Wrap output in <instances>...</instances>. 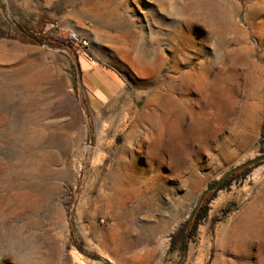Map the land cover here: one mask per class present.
Listing matches in <instances>:
<instances>
[{
    "label": "rangeland",
    "instance_id": "1",
    "mask_svg": "<svg viewBox=\"0 0 264 264\" xmlns=\"http://www.w3.org/2000/svg\"><path fill=\"white\" fill-rule=\"evenodd\" d=\"M89 66L120 83L104 102L86 95ZM179 114L180 164L157 146ZM262 135L264 0H0V215L31 222L47 264H264V228L230 251L242 224L264 226V163L169 251Z\"/></svg>",
    "mask_w": 264,
    "mask_h": 264
},
{
    "label": "clouds",
    "instance_id": "2",
    "mask_svg": "<svg viewBox=\"0 0 264 264\" xmlns=\"http://www.w3.org/2000/svg\"><path fill=\"white\" fill-rule=\"evenodd\" d=\"M198 15L193 13V17ZM216 55L213 50L211 59ZM5 260L9 264H47L44 242L30 221L0 215V262Z\"/></svg>",
    "mask_w": 264,
    "mask_h": 264
},
{
    "label": "bare ground",
    "instance_id": "3",
    "mask_svg": "<svg viewBox=\"0 0 264 264\" xmlns=\"http://www.w3.org/2000/svg\"><path fill=\"white\" fill-rule=\"evenodd\" d=\"M63 110H65V111L67 110L66 106L54 105L52 108H49L47 114L48 115H56L59 111H63ZM149 118H148V120H149ZM174 118L178 124L174 125L175 128H173V127L168 128V131H165V130L160 131V134H159L158 140H157L158 141L157 146L160 147V154L163 153L164 151H166V152H168V156H169L170 160L172 159L173 161H178V164H180L182 162H186L185 156H186V152L189 151V148H186L184 151V150H182V147H183L182 145L190 139L191 133H190L189 129L186 127V118L182 114H179V115L175 116ZM171 119H170V121H171ZM158 123L160 126L162 125L165 127V125L168 124L166 121V116H165V118L162 117L161 121H159ZM172 124H174V123H172ZM258 223L255 222V225H251V223L250 224L249 223L242 224L243 226L239 230L237 228L236 237L232 240L231 245L229 244L230 241H228V244L230 245V251L231 252H235L237 250H239L241 252L246 251L248 249V247L257 243L256 242L257 237H259V235L264 234V233H262V234L259 233L260 230H262V228H264V226L260 227L259 225H257ZM231 234H234V232L230 233V235ZM262 239H264V238H262ZM262 245H264V244H262ZM255 246H256V244H255ZM235 247H237L238 249ZM259 247H257V248H259ZM239 254L240 253H238V255ZM257 255H258V252H257ZM75 261L77 264H84V261L81 259L75 258Z\"/></svg>",
    "mask_w": 264,
    "mask_h": 264
},
{
    "label": "trees",
    "instance_id": "4",
    "mask_svg": "<svg viewBox=\"0 0 264 264\" xmlns=\"http://www.w3.org/2000/svg\"><path fill=\"white\" fill-rule=\"evenodd\" d=\"M71 44H74L76 46V43H74L69 38V35H68L66 38V41H63V45L70 49ZM79 73L81 75L80 70H79ZM86 95H87L89 100H91V99L94 100V97L92 96L91 93H86ZM262 137H264V135H262ZM260 145H261V150H264V139L260 140ZM262 153H264V152H262ZM262 163H264V161L258 162L256 164H253L250 166H246V167L241 168V169L237 170L236 172L230 174L227 178H225L221 182V184L219 185V187L216 190L208 192V193H210L209 194L210 196L204 202L202 200L208 194V193H206L204 195V197L199 201V204H198L196 210L194 211L191 220L190 221L187 220L186 222L181 224L178 227V229L171 235L169 251L172 252L178 248H184L185 244L195 236L198 225L207 217V212H208L207 203L214 196V194L217 191L229 186L233 180L244 178L255 167L261 165Z\"/></svg>",
    "mask_w": 264,
    "mask_h": 264
},
{
    "label": "crops",
    "instance_id": "5",
    "mask_svg": "<svg viewBox=\"0 0 264 264\" xmlns=\"http://www.w3.org/2000/svg\"><path fill=\"white\" fill-rule=\"evenodd\" d=\"M82 77L92 86V93L94 99L97 101L104 102L108 97L112 96L114 91L119 87L120 83L117 78L109 73H100L99 71L93 70L90 66L84 70L81 69ZM105 92L109 95L106 96Z\"/></svg>",
    "mask_w": 264,
    "mask_h": 264
},
{
    "label": "water",
    "instance_id": "6",
    "mask_svg": "<svg viewBox=\"0 0 264 264\" xmlns=\"http://www.w3.org/2000/svg\"><path fill=\"white\" fill-rule=\"evenodd\" d=\"M261 161H264V153H262L260 156L254 158V159H251L235 168H233L232 170H230L229 172H227L219 181H217L214 185L210 186L209 188H207L203 193H202V196L200 198V200L204 197V195L210 191H213V190H216L219 185L221 184V182L227 178L230 174L236 172L237 170L241 169V168H244L246 166H250V165H253V164H256L258 162H261ZM192 218V216H191ZM190 218V220H191Z\"/></svg>",
    "mask_w": 264,
    "mask_h": 264
},
{
    "label": "built area",
    "instance_id": "7",
    "mask_svg": "<svg viewBox=\"0 0 264 264\" xmlns=\"http://www.w3.org/2000/svg\"><path fill=\"white\" fill-rule=\"evenodd\" d=\"M69 38H70L74 43L80 42V43L83 44V45L86 44V42H81V41L77 38V36H76L75 34H70V35H69Z\"/></svg>",
    "mask_w": 264,
    "mask_h": 264
}]
</instances>
